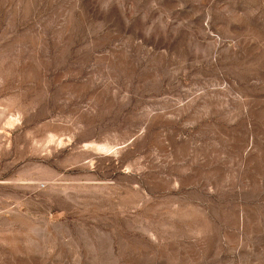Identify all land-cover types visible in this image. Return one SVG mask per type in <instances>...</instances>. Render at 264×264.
<instances>
[{
	"label": "rangeland",
	"instance_id": "rangeland-1",
	"mask_svg": "<svg viewBox=\"0 0 264 264\" xmlns=\"http://www.w3.org/2000/svg\"><path fill=\"white\" fill-rule=\"evenodd\" d=\"M0 264H264V0H0Z\"/></svg>",
	"mask_w": 264,
	"mask_h": 264
}]
</instances>
